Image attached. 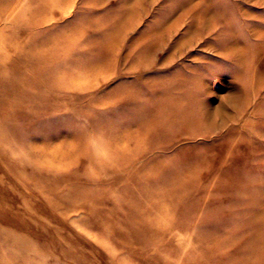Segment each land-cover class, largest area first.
Here are the masks:
<instances>
[{
  "label": "rangeland",
  "instance_id": "374dc122",
  "mask_svg": "<svg viewBox=\"0 0 264 264\" xmlns=\"http://www.w3.org/2000/svg\"><path fill=\"white\" fill-rule=\"evenodd\" d=\"M0 264H264V0H0Z\"/></svg>",
  "mask_w": 264,
  "mask_h": 264
}]
</instances>
